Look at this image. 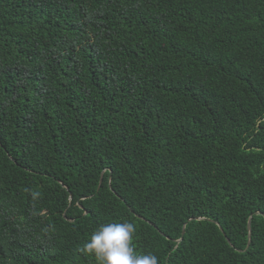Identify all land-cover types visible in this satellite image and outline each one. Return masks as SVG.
Segmentation results:
<instances>
[{
  "label": "trees",
  "instance_id": "1",
  "mask_svg": "<svg viewBox=\"0 0 264 264\" xmlns=\"http://www.w3.org/2000/svg\"><path fill=\"white\" fill-rule=\"evenodd\" d=\"M125 221L264 264V0H0V264H97Z\"/></svg>",
  "mask_w": 264,
  "mask_h": 264
},
{
  "label": "clouds",
  "instance_id": "2",
  "mask_svg": "<svg viewBox=\"0 0 264 264\" xmlns=\"http://www.w3.org/2000/svg\"><path fill=\"white\" fill-rule=\"evenodd\" d=\"M136 225L132 222H110L99 226L79 251L94 255L97 264H158V257L137 253L133 245Z\"/></svg>",
  "mask_w": 264,
  "mask_h": 264
},
{
  "label": "water",
  "instance_id": "3",
  "mask_svg": "<svg viewBox=\"0 0 264 264\" xmlns=\"http://www.w3.org/2000/svg\"><path fill=\"white\" fill-rule=\"evenodd\" d=\"M250 232H252V229H251V223H250ZM185 233V232H184Z\"/></svg>",
  "mask_w": 264,
  "mask_h": 264
}]
</instances>
